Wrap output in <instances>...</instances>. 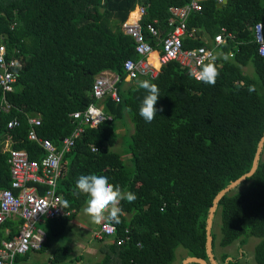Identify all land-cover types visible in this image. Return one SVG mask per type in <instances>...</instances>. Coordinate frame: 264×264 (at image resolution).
Masks as SVG:
<instances>
[{"label": "trees", "instance_id": "obj_1", "mask_svg": "<svg viewBox=\"0 0 264 264\" xmlns=\"http://www.w3.org/2000/svg\"><path fill=\"white\" fill-rule=\"evenodd\" d=\"M191 1L0 0V37H6L7 58L22 57L24 62L14 90L4 93L0 87V105L5 101L12 105L8 112L0 111V191L11 185L7 143L26 151L31 160L40 161L45 155L41 145L28 137L29 119H40L38 136L61 150L76 127L72 113L94 103L104 105L113 116L111 122L86 127L73 149L65 152L57 194L63 212L74 213L47 220L51 238L39 251L52 237L61 236L85 206L87 197L76 188L77 179L103 174L137 199L122 201L120 223H110L117 229L115 240L129 230L130 241L118 246L111 239L103 248L101 264H174L178 248L186 252L185 259L210 263L207 219L214 199L252 170L264 136V57L250 30L264 24V0H227L222 7L218 0H203L202 11L191 14L188 27L197 28L200 36L209 40L223 28L235 36L221 45L229 59L217 61L220 75L214 86L197 81L178 62L163 66L155 78L126 81L124 63L137 58L134 39L122 30L131 12L145 7L144 27L157 21L164 32L169 8ZM144 33L150 37L146 29ZM204 45L209 47L201 39L184 40L185 49ZM248 65L255 68L258 80L244 73ZM108 71L120 77L119 103L110 97L98 102L92 95L95 78ZM139 80H150L159 88L158 112L151 123L139 115L146 95ZM251 85L256 89L252 93ZM126 117L134 127L128 148L133 170L121 154L112 151L119 140L115 122ZM13 119L20 126L10 129ZM65 200L68 207H63ZM217 218L221 224L216 233ZM22 225L23 220H9L0 233V244L13 239ZM212 238L215 257L218 240L220 248L240 245L237 256L223 253L220 264H252L243 247L257 238L254 264H264V149L255 174L220 200ZM31 252L19 256L16 264H23ZM71 254L70 248H59L50 263L64 262Z\"/></svg>", "mask_w": 264, "mask_h": 264}, {"label": "built area", "instance_id": "obj_2", "mask_svg": "<svg viewBox=\"0 0 264 264\" xmlns=\"http://www.w3.org/2000/svg\"><path fill=\"white\" fill-rule=\"evenodd\" d=\"M201 1L192 0L185 6H171L169 8L170 18L167 28L163 32L158 27V22L153 21L144 27L143 20L146 16V8L137 6L130 14L122 28L126 35L134 39L135 50L138 55L136 59H128L124 63L126 81H135L142 77L155 78L158 75V67L151 61V56L156 53V64L159 68L171 63L178 62L183 68L195 74L198 73L203 64L209 60V52H214L213 47L201 46L193 49L184 48V40H198L200 38L198 29H189L188 21L192 13L202 11ZM224 0H218L223 3ZM13 24L11 29H15ZM149 33L150 37L145 35ZM254 41L258 46V53L264 57V24L258 23L253 27ZM150 38V39H149ZM205 43H209L206 36H202ZM232 33L223 28L214 37L215 46H221L230 39H234ZM156 45V46H155ZM6 37H0V87L4 93L12 92L14 84L18 81L19 70L23 68L22 57L11 56L7 58ZM196 79V78H195ZM197 80V79H196ZM120 81L118 75L112 72H103L98 75L93 83L92 95L97 101H103L110 97L119 103L117 83ZM199 81V80H197ZM12 105L5 101L0 105V111L8 112ZM73 123L76 125L72 135L66 137L62 142L60 150L50 140L41 139L37 128L41 126L38 118L29 119L31 129L28 137L41 145L45 151L40 160H31L24 150H16L5 146L10 156L11 185L10 188L0 191V233L9 220L16 218L23 220L18 234L11 240H3L0 244V264H16L19 256H25L30 251L37 252L42 249L47 241V233L38 228L37 224L44 220H54L60 217H70L72 212H63L61 197L57 194L59 179L62 173V160L65 152L70 151L76 144V140L85 133L86 127L95 128L105 121H113V116L105 111L104 105L91 104L86 110L72 113ZM20 126L18 119L8 123V128ZM95 151V149H93ZM43 187L44 193H40ZM6 233H9L6 229ZM117 229L113 224L105 222L98 225L94 237L99 241L113 239L118 246L130 241V231L126 230L125 236L115 240Z\"/></svg>", "mask_w": 264, "mask_h": 264}, {"label": "clouds", "instance_id": "obj_3", "mask_svg": "<svg viewBox=\"0 0 264 264\" xmlns=\"http://www.w3.org/2000/svg\"><path fill=\"white\" fill-rule=\"evenodd\" d=\"M227 61L229 54L209 52V60L203 64L195 78L200 82L214 86L220 75L217 61ZM192 76V73H189ZM140 89L145 90L146 95L139 108V115L146 123H151L157 116V102L160 98L159 88L150 80L137 81ZM255 85L249 87V92H254ZM160 109L159 111H162ZM110 151V150H109ZM76 188L79 193L87 197L83 212L91 218L92 223L102 225L105 222L120 223V216L123 214L121 202L133 203L137 196L122 188L118 184L110 183L109 177L103 174L81 175L76 181ZM68 201H63V207H68Z\"/></svg>", "mask_w": 264, "mask_h": 264}, {"label": "rangeland", "instance_id": "obj_4", "mask_svg": "<svg viewBox=\"0 0 264 264\" xmlns=\"http://www.w3.org/2000/svg\"><path fill=\"white\" fill-rule=\"evenodd\" d=\"M243 71L246 75L250 76L251 78L255 80H258L255 68L252 65H248L247 67L243 69ZM127 119L129 118L126 117L124 120L115 122V129L119 133V140L116 146L112 148V151L121 154L123 156L125 164L128 166V169L133 170L134 166L131 161V155L128 154V148L132 142L131 135L133 133L134 127H133V124ZM122 133H125V134L122 135ZM85 206H83V208ZM83 208L78 211L76 215L77 218L74 220L72 225H69L68 227L69 230L66 229L67 232L65 234H63L60 237H55V238L53 237L52 244L59 243L60 246H63V247L74 245L77 250L79 248H77L75 245L76 240L85 239L86 241H92L91 243H93V239L91 238V233L85 232L84 230V227L88 228L89 227L88 223H91L92 221H91V218L83 212ZM44 222H46V220H44ZM220 224H221L220 219L217 218L215 221V226H214L216 233L219 232ZM258 242H259V239L251 238L248 244L245 247H243V252L247 254V260H249L252 264H254V249L256 245L258 244ZM239 246H240L239 242H236L228 248H220L219 240H218L217 248H216V257H217L218 263L219 264L222 263L221 256L223 253H226L232 256H237L240 251ZM54 250H53V253L57 251V250L56 251ZM80 251L83 252L82 249H80ZM93 253H94L93 255H89L87 254V252H85V255H83V264H101L100 262L102 261V258L104 256L100 253V250L95 249L93 250ZM185 258H186V252L183 251L182 248H178L177 249V260L174 264H180V263L182 264V259H185ZM243 261L245 262L244 257H243ZM59 264H77V263L76 261H71V262L65 261Z\"/></svg>", "mask_w": 264, "mask_h": 264}, {"label": "crops", "instance_id": "obj_5", "mask_svg": "<svg viewBox=\"0 0 264 264\" xmlns=\"http://www.w3.org/2000/svg\"><path fill=\"white\" fill-rule=\"evenodd\" d=\"M252 29L253 28H251L250 30L253 31ZM199 39H201L203 41L202 36H200ZM209 47H213L215 49L214 50L215 53H223V51L221 49L222 46H217V45L215 46L214 38L209 37ZM230 55H232V53H230ZM154 56H156V53H154L151 56V58H153ZM156 58H157V56H156ZM156 60L157 59H155V61ZM7 145H8V143L5 146H7ZM76 218L77 217H75L73 220H71V222H69V225H72ZM16 219H18V218H16ZM69 225H68V227H69ZM88 225H89V227L88 228L84 227V230H85V232L91 233V238L93 239V243H91L92 241H86L85 239L84 240L80 239V240L75 241V245L79 249L76 250L74 245L67 246L66 248H70L72 251V254L70 255V258L68 260H66V262L76 261L77 264H83V255H85V252H87V254H89V255H93L94 254L93 250L98 249V250H100V253L103 255V248L111 243L110 239L106 240V241L97 240L94 237V232L98 228V225H96L92 222L88 223ZM37 227L44 230L47 233L48 237L50 236V238H51V225L48 223V221H46V222L43 221V222L37 224ZM19 230H20V228H19ZM67 230H69V228H67ZM67 230H65V232L63 234H65L67 232ZM8 231L10 232L9 229H8ZM56 237H60V236H56ZM52 239H53V237H52ZM52 239L48 241V244L45 247L46 249H44L42 251H38V252H31L28 255V258L23 262V264H51L50 262L53 259V256L55 254V252L53 253V250L55 249L54 251H56L59 248H64L63 246H60L59 243L52 244V241H53ZM80 249H82L83 252H81ZM32 254H33V256H32Z\"/></svg>", "mask_w": 264, "mask_h": 264}, {"label": "water", "instance_id": "obj_6", "mask_svg": "<svg viewBox=\"0 0 264 264\" xmlns=\"http://www.w3.org/2000/svg\"><path fill=\"white\" fill-rule=\"evenodd\" d=\"M226 3L227 1L225 0L223 3L219 4V7H222ZM263 149H264V136L259 143L252 170L249 173L242 176L241 178H239L238 180H236L235 182H233L223 191H221L214 199L213 206L210 209V213L207 219V255L209 257V261L211 264H219L213 252V238H212V227H213V222L218 204L225 195H227L232 190L242 185L248 178L252 177L255 174L258 168L259 161L261 159ZM182 264H209V263L200 258L189 257L185 259Z\"/></svg>", "mask_w": 264, "mask_h": 264}, {"label": "bare ground", "instance_id": "obj_7", "mask_svg": "<svg viewBox=\"0 0 264 264\" xmlns=\"http://www.w3.org/2000/svg\"><path fill=\"white\" fill-rule=\"evenodd\" d=\"M122 30H123V28H122ZM123 32H124V31H123ZM136 54H137V53H136ZM137 57H138V55H137ZM155 59H157L156 56H154L153 58H151V60H152V62L154 63L155 67H158V73H159L162 67L159 68V65L156 64ZM108 72H109V71H108ZM112 73H113V72H112ZM113 74H115V73H113ZM115 75H117V74H115ZM129 82H131V81H129Z\"/></svg>", "mask_w": 264, "mask_h": 264}]
</instances>
